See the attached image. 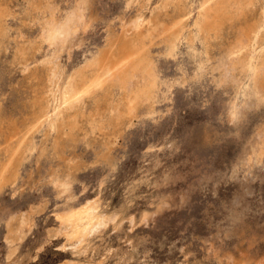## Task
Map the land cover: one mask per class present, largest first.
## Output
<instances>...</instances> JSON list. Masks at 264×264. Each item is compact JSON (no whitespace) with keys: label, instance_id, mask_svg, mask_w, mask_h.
<instances>
[{"label":"rangeland","instance_id":"374dc122","mask_svg":"<svg viewBox=\"0 0 264 264\" xmlns=\"http://www.w3.org/2000/svg\"><path fill=\"white\" fill-rule=\"evenodd\" d=\"M44 1L0 0L11 25L10 38L0 46V104L18 118L29 113L37 82L48 71L43 58L53 51L44 43L29 65L15 61L24 40L42 41L40 21L24 26L22 32L18 27L22 18L37 14L35 7ZM50 1L60 17L80 2ZM139 1L129 7L128 0H88V27L80 29L60 55L65 77L87 57L107 49L108 38L121 33L122 22L129 25L140 12L152 21L164 0ZM144 3L147 7L142 8ZM229 31L226 36L232 37ZM159 42L157 37L151 44L161 79L158 98L154 108L143 106L112 144L113 166L97 161V156L104 141L114 140V129L97 131L88 139L92 144L82 133L65 148L80 167L72 176L70 195H61L52 183L60 167L52 151L54 133L47 151H35L20 168L17 183L0 193V264H234L229 255L242 251L253 264L264 258V163L252 173L239 163L248 140L264 123V104H251L240 123L230 122L234 86L220 84L217 71L195 74L187 41L180 44L176 57L165 55ZM215 52L219 55L217 47ZM45 139L42 132L36 134L40 145ZM95 198L107 215L117 217L89 237L81 252L63 236L51 235L59 212ZM21 214L29 217L25 236L10 244L7 222Z\"/></svg>","mask_w":264,"mask_h":264},{"label":"bare ground","instance_id":"6f19581e","mask_svg":"<svg viewBox=\"0 0 264 264\" xmlns=\"http://www.w3.org/2000/svg\"><path fill=\"white\" fill-rule=\"evenodd\" d=\"M133 3L140 1L128 0L129 7ZM87 4L88 0H80L75 10L60 17L51 1L46 0L43 5L35 7L37 14L33 15L32 12V17L29 14L26 19H21L20 32L31 22L40 21L42 41L37 44L35 40H24L18 46L14 60L29 65L44 43L53 51L43 58L48 71L43 82H37L29 113L18 118L4 112L0 104V193L7 185L17 181L20 168L35 151L41 149L39 155L47 151L46 143L54 133L52 151L60 167L55 171L52 183L61 195H70L72 176L80 167L72 163L75 159L66 155L65 148L68 143L76 142L82 133L86 134L83 135L85 140L91 143L93 140L89 142L88 139L97 131L104 133L108 127L114 129V140L104 141L97 156V161L113 166L115 156L112 144L117 143L126 127L139 117L141 108H154L158 98L161 79L151 52V44L157 37L160 38L159 44L165 47L164 54L169 57H176L180 44L187 41L195 74L200 73L202 77L210 71H217L220 84L229 82L234 86L235 94L229 104L230 122L240 123L244 111L251 104H264L263 1L164 0L152 21L140 12L131 18L129 25L122 22L123 30L119 34H111L107 49L99 48L100 52L92 58L87 57L82 66L65 77L60 55L77 32L88 27L85 13ZM144 7L147 4L144 3ZM167 8H171V11H164ZM166 13L171 19L169 22L164 18ZM7 16L6 11L0 10V46L4 39L10 38L11 25L6 20ZM229 29L232 37L226 36ZM214 40L218 41L217 45H214ZM89 103L92 105L89 106ZM38 132L46 136L42 145L36 141ZM239 163L249 173L256 165L264 163V123L248 140ZM63 165L66 169H62ZM104 210L99 198L71 205L56 215L57 222L51 235L63 236L66 244L81 252L89 237L117 217L107 215ZM28 214L10 218L7 222L11 232L8 234L10 244L16 240L19 242L25 236ZM229 259L234 264H253L245 251L237 256L231 254ZM66 264L82 263L72 261ZM256 264H264V258Z\"/></svg>","mask_w":264,"mask_h":264}]
</instances>
